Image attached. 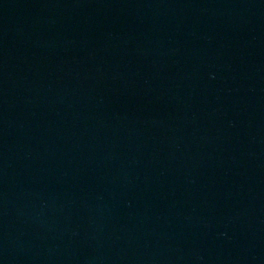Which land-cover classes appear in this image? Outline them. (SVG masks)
Here are the masks:
<instances>
[{
    "label": "water",
    "instance_id": "95a60500",
    "mask_svg": "<svg viewBox=\"0 0 264 264\" xmlns=\"http://www.w3.org/2000/svg\"><path fill=\"white\" fill-rule=\"evenodd\" d=\"M0 264H264V0H0Z\"/></svg>",
    "mask_w": 264,
    "mask_h": 264
}]
</instances>
